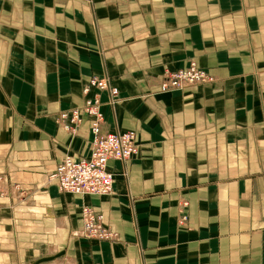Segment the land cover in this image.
I'll return each instance as SVG.
<instances>
[{
  "label": "crops",
  "instance_id": "crops-1",
  "mask_svg": "<svg viewBox=\"0 0 264 264\" xmlns=\"http://www.w3.org/2000/svg\"><path fill=\"white\" fill-rule=\"evenodd\" d=\"M191 62L218 82L161 93ZM93 77L138 154L109 162L112 195L63 194L50 177L89 158L91 119L57 118ZM0 176V264H264V0H0ZM83 206L114 242L79 240Z\"/></svg>",
  "mask_w": 264,
  "mask_h": 264
},
{
  "label": "built area",
  "instance_id": "built-area-1",
  "mask_svg": "<svg viewBox=\"0 0 264 264\" xmlns=\"http://www.w3.org/2000/svg\"><path fill=\"white\" fill-rule=\"evenodd\" d=\"M214 80L195 64H191L187 68L176 71L166 70L161 80L160 92L163 94L172 93L211 84ZM92 91L95 94L89 98ZM82 92L85 97L84 104L79 108L60 113L57 121L64 130L74 135L82 122V116L91 119L90 156L80 160L66 156L57 165L51 177L63 194L110 196L113 193L114 175L108 170V164L110 161L125 163L138 154L137 134L133 131L113 133L103 129L101 96L106 93L109 103L115 105L119 95L118 89L110 84L109 78H91L84 85ZM81 219L83 225L81 237L99 242H114L116 240L117 236L114 231L105 225L102 216L92 208L83 206ZM182 221H186V218L183 217Z\"/></svg>",
  "mask_w": 264,
  "mask_h": 264
},
{
  "label": "rangeland",
  "instance_id": "rangeland-1",
  "mask_svg": "<svg viewBox=\"0 0 264 264\" xmlns=\"http://www.w3.org/2000/svg\"><path fill=\"white\" fill-rule=\"evenodd\" d=\"M191 64H195L199 69H201L195 62H191L190 64H189V66L191 65ZM203 69V68H202ZM201 69V70H202ZM203 71H205L207 74H209L211 77H213L215 80H214V82L213 83H211V84H207V85H201V86H209V85H214L215 83H217L218 82V80H217V78L214 76V75H212L208 70H205V69H203ZM84 87V86H83ZM193 88V87H192ZM0 180H1V182H0V197H3V196H7V194H8V192H7V190H6V188H5V186H4V184L5 185H7L8 183V181H6L5 179H4V177H0ZM12 186V185H11ZM13 187V188H12ZM12 187H10V191H11V197H18L20 200H25V198L28 196V193L26 192V191H22L21 189H16V188H14V187H16V186H12ZM9 196H10V194H9ZM80 241L81 240H83V241H87L88 239H86L85 237H81L80 239H79ZM19 255V254H18ZM17 260H16V257L14 256V260H13V264H16L15 262H16Z\"/></svg>",
  "mask_w": 264,
  "mask_h": 264
},
{
  "label": "bare ground",
  "instance_id": "bare-ground-1",
  "mask_svg": "<svg viewBox=\"0 0 264 264\" xmlns=\"http://www.w3.org/2000/svg\"><path fill=\"white\" fill-rule=\"evenodd\" d=\"M1 177V176H0ZM50 180L51 181H54V179L52 178V177H50ZM16 189H18V187L16 186ZM20 189V188H19ZM7 190V189H6ZM8 192V191H7ZM9 194V193H8ZM8 194H7V196H8ZM3 197H5V196H3ZM83 229V228H82ZM83 234H82V231H81V236H82Z\"/></svg>",
  "mask_w": 264,
  "mask_h": 264
}]
</instances>
